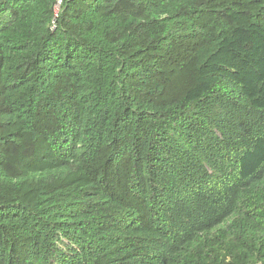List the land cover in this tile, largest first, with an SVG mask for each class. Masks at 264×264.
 <instances>
[{"label":"trees","instance_id":"obj_1","mask_svg":"<svg viewBox=\"0 0 264 264\" xmlns=\"http://www.w3.org/2000/svg\"><path fill=\"white\" fill-rule=\"evenodd\" d=\"M0 264H264V0H0Z\"/></svg>","mask_w":264,"mask_h":264}]
</instances>
